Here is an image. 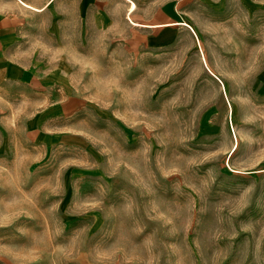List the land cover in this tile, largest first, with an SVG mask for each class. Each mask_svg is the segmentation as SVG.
I'll return each mask as SVG.
<instances>
[{
    "label": "rangeland",
    "instance_id": "obj_1",
    "mask_svg": "<svg viewBox=\"0 0 264 264\" xmlns=\"http://www.w3.org/2000/svg\"><path fill=\"white\" fill-rule=\"evenodd\" d=\"M24 1L0 264H264V0Z\"/></svg>",
    "mask_w": 264,
    "mask_h": 264
},
{
    "label": "crops",
    "instance_id": "obj_2",
    "mask_svg": "<svg viewBox=\"0 0 264 264\" xmlns=\"http://www.w3.org/2000/svg\"><path fill=\"white\" fill-rule=\"evenodd\" d=\"M21 4H23L24 6H27V7H31V8H36V7H34V6H32V5H30L29 3H27V2H25L24 0H18ZM36 9H40V8H36ZM9 30V29H8ZM19 72V76L21 75V71L20 70H18ZM66 103H67V100H66ZM65 103V101H63V102H61V101H57V102H55L54 104H52L54 107H57V108H62V107H65L66 104Z\"/></svg>",
    "mask_w": 264,
    "mask_h": 264
},
{
    "label": "bare ground",
    "instance_id": "obj_3",
    "mask_svg": "<svg viewBox=\"0 0 264 264\" xmlns=\"http://www.w3.org/2000/svg\"><path fill=\"white\" fill-rule=\"evenodd\" d=\"M135 7V3L134 2H132L131 3V6H130V9H133ZM183 23H185V22H183ZM143 25V24H142ZM150 25V24H149ZM154 26V25H153ZM152 27V26H151ZM194 34V33H193ZM204 58V57H203Z\"/></svg>",
    "mask_w": 264,
    "mask_h": 264
}]
</instances>
